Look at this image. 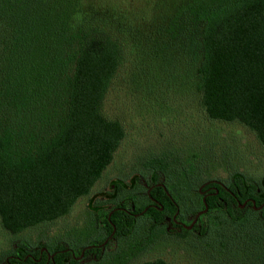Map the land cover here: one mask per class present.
<instances>
[{
  "label": "trees",
  "instance_id": "trees-1",
  "mask_svg": "<svg viewBox=\"0 0 264 264\" xmlns=\"http://www.w3.org/2000/svg\"><path fill=\"white\" fill-rule=\"evenodd\" d=\"M153 2L131 10L114 0H0V226L6 233L54 224L91 193L125 138L122 123L102 111L105 97L130 46L151 39L163 43L168 34L175 41L192 33L195 91L206 118L241 125L264 150V0ZM156 50L155 58H163ZM196 158L201 160L197 154L186 159L187 169L178 172L169 170L165 158L149 159L142 164L145 177L131 175L128 190L118 186L117 195L129 197L141 212L143 192L132 191L163 180L176 208L154 187L150 195L160 191L163 210L144 213L146 230L142 219L112 214L114 237L127 241L108 263L135 258L145 234L155 243L165 235V217L176 210L181 218L202 211L203 185L207 209L194 225L191 245L205 258L201 263L264 264V175L232 172L225 184L206 177L222 167L200 174L204 163L194 167ZM111 194L105 203L121 199ZM189 234L175 233L181 240ZM248 253L253 257L230 258ZM60 256L56 264H62Z\"/></svg>",
  "mask_w": 264,
  "mask_h": 264
},
{
  "label": "rangeland",
  "instance_id": "rangeland-1",
  "mask_svg": "<svg viewBox=\"0 0 264 264\" xmlns=\"http://www.w3.org/2000/svg\"><path fill=\"white\" fill-rule=\"evenodd\" d=\"M114 1L128 5L132 10L145 6L142 4L147 0ZM153 1L154 4L157 0ZM151 9L158 10L153 5ZM184 34L186 38L181 36L175 41L168 34L165 36L168 42L162 43L161 40L155 43L151 39L138 47L130 46L125 65L111 84L102 109L108 118L121 122L125 130V138L113 163L91 193L80 198L63 219L17 235L6 233L0 226V253L11 251L19 241L35 246L39 240L45 242L48 233L71 226L82 216L89 197L109 191L111 180L119 179L126 184L133 174H143L145 177L142 164L152 158H165L169 170L178 172L187 169L186 159H193L197 154L204 163V167H198V172L202 174L206 167L208 171L222 167L211 171L206 177L216 176L215 180L217 178L225 184L229 182L232 172L251 179L264 175V150L252 133L237 123H222L206 118L195 91L194 37L189 31ZM154 44L157 45L152 53L161 48L163 58H155L151 53ZM201 160L196 158L191 163L195 167L202 163ZM192 185L195 187L194 180ZM132 192L141 196L143 189L137 187ZM155 243L131 264L156 261L165 264H204L201 263L204 257L199 254L197 257L195 249L191 248L193 241L178 244L165 236ZM250 250L246 248L244 251ZM250 255L230 258L241 260L244 257L252 258L253 255ZM102 264L107 262L103 261Z\"/></svg>",
  "mask_w": 264,
  "mask_h": 264
},
{
  "label": "flooded vegetation",
  "instance_id": "flooded-vegetation-1",
  "mask_svg": "<svg viewBox=\"0 0 264 264\" xmlns=\"http://www.w3.org/2000/svg\"><path fill=\"white\" fill-rule=\"evenodd\" d=\"M150 181V176L147 177ZM111 185L113 187H111ZM118 186L128 190L127 183L125 184L119 179L111 180L108 184L109 191L101 192L98 195H92L88 198L85 211L82 213L80 219L77 220L71 226L65 227L62 230L57 231L56 233H46L48 237L43 242L39 240L35 246H31L25 242H17L13 245L11 251L1 254L0 264H18L25 260H30L36 264H56V256L60 254L62 264H102L103 261L107 262L113 258L114 253L119 249L120 246L124 245L127 240H122L118 237H114L115 228L113 224H110V217L114 213L124 214L130 218L135 217L136 220L142 219L139 222H142L141 230H146L148 219L144 218V213L148 209H158L159 211L163 210V207L159 203V192L155 196L150 195L151 190L155 187L160 189L161 192L171 201L172 205L176 208V204L172 199V196L166 191V187L163 184V180L157 182L156 184L146 185L145 183L142 186L144 201H143V210L141 212H135L137 209L136 204H134L129 197L121 198L119 194L117 195ZM203 185L198 188V192L202 197L205 208V196L203 190H201ZM225 187V184L223 185ZM154 188V189H155ZM153 189V190H154ZM194 190V189H193ZM228 191V189H226ZM109 193H112L114 200L121 198L117 202H107L105 201L109 198ZM247 204L245 201L242 205H239L240 208H243ZM190 209L195 208L194 199L190 202ZM202 211L199 212H203ZM198 212V213H199ZM198 213L192 215L183 214L184 217L179 216L178 210H176L170 217H165L164 220V231L165 235H161L159 238L168 237L169 239L174 240L178 244H185L187 242V237H189V242H194V225L197 223ZM204 213V212H203ZM106 215V217H105ZM138 223V222H136ZM106 224L112 225V231L107 233ZM138 225V224H137ZM139 228L138 226L136 229ZM78 230V231H77ZM181 231L190 232L189 236L185 240H181L176 237L175 233H180ZM79 236V237H78ZM143 235L141 240V245L144 250H149L154 243V239L150 242L147 240V237ZM157 239V240H158ZM135 241V240H134ZM133 241V242H134ZM22 244L24 249L19 247ZM61 248V249H58ZM23 255V257H21ZM139 255V254H138ZM131 258L128 260L127 264H131L136 258Z\"/></svg>",
  "mask_w": 264,
  "mask_h": 264
},
{
  "label": "water",
  "instance_id": "water-1",
  "mask_svg": "<svg viewBox=\"0 0 264 264\" xmlns=\"http://www.w3.org/2000/svg\"><path fill=\"white\" fill-rule=\"evenodd\" d=\"M111 187H113V186L111 185ZM206 209H207V207H206V205H205V208H204V211H203V212H205ZM203 212H199L198 215H197V217H198L201 213H203Z\"/></svg>",
  "mask_w": 264,
  "mask_h": 264
}]
</instances>
